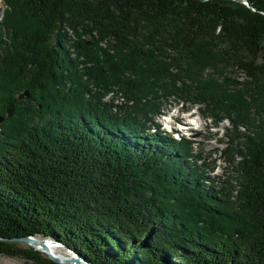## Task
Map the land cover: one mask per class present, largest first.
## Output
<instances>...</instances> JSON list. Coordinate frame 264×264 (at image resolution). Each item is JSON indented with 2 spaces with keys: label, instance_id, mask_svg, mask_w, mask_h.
Segmentation results:
<instances>
[{
  "label": "trees",
  "instance_id": "obj_1",
  "mask_svg": "<svg viewBox=\"0 0 264 264\" xmlns=\"http://www.w3.org/2000/svg\"><path fill=\"white\" fill-rule=\"evenodd\" d=\"M245 1L0 0V256L56 264L4 241L40 237L90 264H264V0ZM172 102L228 123L233 184L159 128Z\"/></svg>",
  "mask_w": 264,
  "mask_h": 264
},
{
  "label": "rangeland",
  "instance_id": "obj_2",
  "mask_svg": "<svg viewBox=\"0 0 264 264\" xmlns=\"http://www.w3.org/2000/svg\"><path fill=\"white\" fill-rule=\"evenodd\" d=\"M240 1V0H239ZM241 2V1H240ZM4 9L2 3L0 2V11ZM70 36V34H68ZM72 38V37H71ZM240 77V76H238ZM120 102V101H119ZM160 114H168L170 120L166 118L165 121L169 122V125L163 121L159 116L155 118V121L159 125L160 129L168 134V132L173 128V124L183 123L187 125L186 122L193 123V126H188L190 132H182L178 135H181L186 140H191L194 144L192 145L191 154H196V158L199 159L198 163H195L196 168L200 169V172L203 177H205V186L209 189L208 185H211L209 182H212L213 185L217 187L227 186V184H233V177H235L234 163L238 158L231 157L232 163L228 164L226 157L223 156L222 150L226 148V134H229L227 128L228 123L226 121L221 122L220 124L215 125L211 119L202 115L201 111L197 106L189 107L188 104L174 103L167 104L163 106ZM188 115H191V118L188 119ZM242 130H244L242 128ZM176 138V137H173ZM198 156V157H197ZM229 182V183H228ZM37 239L41 242L44 241L40 237ZM47 241V240H45ZM53 243V242H51ZM20 245H25L19 243ZM55 244V243H54ZM56 245V244H55ZM27 247V246H26ZM58 254H67L71 256L69 250L59 246L55 251ZM69 252V253H68ZM41 253V252H40ZM45 255L44 253H41ZM0 264H27L25 260L20 258H11L8 256H0Z\"/></svg>",
  "mask_w": 264,
  "mask_h": 264
},
{
  "label": "water",
  "instance_id": "obj_3",
  "mask_svg": "<svg viewBox=\"0 0 264 264\" xmlns=\"http://www.w3.org/2000/svg\"><path fill=\"white\" fill-rule=\"evenodd\" d=\"M241 3L245 4L247 6V3L245 0H240ZM28 97L27 92H23L21 94L18 95L17 99H26ZM7 115H9V111H7ZM2 120V118L0 117V121ZM4 241H12L15 243H23L25 244L27 247L32 248L34 250H38V248H34V246H43L42 243H40L38 240H36L35 238L32 237H22V238H15V239H4ZM45 241V240H44ZM50 241V240H49ZM46 257L50 260H52L54 263L56 264H90L87 263L86 261L83 260V256H81L80 254H75V253H71L70 257H66L64 258L63 261H60L57 257H54V255H50V254H45Z\"/></svg>",
  "mask_w": 264,
  "mask_h": 264
},
{
  "label": "bare ground",
  "instance_id": "obj_4",
  "mask_svg": "<svg viewBox=\"0 0 264 264\" xmlns=\"http://www.w3.org/2000/svg\"><path fill=\"white\" fill-rule=\"evenodd\" d=\"M35 239L38 240L37 238H35ZM40 243H42L43 246H40V245L37 246L36 245V246H34V248H38V251H40L41 253L54 255V257H57L60 261H63L64 258L69 257V255H70L69 252H68L69 255H67V254L61 255V254L56 253L55 251L57 250V248H59V246L55 245L54 243H51V241H49V240L41 241Z\"/></svg>",
  "mask_w": 264,
  "mask_h": 264
},
{
  "label": "built area",
  "instance_id": "obj_5",
  "mask_svg": "<svg viewBox=\"0 0 264 264\" xmlns=\"http://www.w3.org/2000/svg\"><path fill=\"white\" fill-rule=\"evenodd\" d=\"M108 98V97H107ZM107 98H106V100H107Z\"/></svg>",
  "mask_w": 264,
  "mask_h": 264
}]
</instances>
